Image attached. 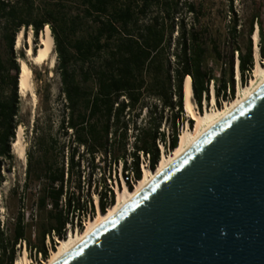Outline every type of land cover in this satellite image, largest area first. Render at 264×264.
Segmentation results:
<instances>
[{
  "label": "trees",
  "instance_id": "16d2710c",
  "mask_svg": "<svg viewBox=\"0 0 264 264\" xmlns=\"http://www.w3.org/2000/svg\"><path fill=\"white\" fill-rule=\"evenodd\" d=\"M233 1L229 0L228 25L221 36L200 24L202 6L190 0H128L123 4L117 0H53L42 5L35 0H0V34L8 45V62L14 70L8 95L0 97V181L1 160L15 159L11 143L21 125L20 64L13 50L17 32L23 29L26 35L31 29L37 43L45 25L61 18L67 2L81 7L72 19L73 27L81 18L92 22L87 35L68 41V46L55 28L50 29L65 100L66 115L60 124L64 134L70 131V135L67 145L49 137L48 147L36 165L27 155L23 182L11 189L19 207L5 222L0 219V264L15 263L19 241L25 242L31 260H37L39 254L47 259L50 252L46 240L55 249L54 237L66 238V225H73L76 213L90 207L95 214L92 199L82 201L79 189L86 178L89 186L94 172L101 169L95 162L97 156L107 167L99 173L97 183L93 181L102 213L115 203V190L108 182L121 185V180L113 177L119 162L122 176L131 170L138 181L142 177L138 152L142 151L149 154L148 169L155 170L162 156L158 142L167 153L178 145V124L183 120L193 123L184 119L183 87L187 78L191 79L192 102L199 111L210 100L211 80L217 104L234 98L235 61L241 82L255 67V23L259 56L264 57V21L256 11L248 24L244 23ZM187 14L193 16L191 22ZM222 39L230 48L225 61L220 49ZM18 55L25 59L22 50ZM210 60L219 64L216 73L209 67ZM42 99L46 102L47 96ZM163 123H168L169 133L162 129ZM130 137L132 150L128 152ZM46 138L38 134L35 144ZM83 160L91 169L87 177L81 169ZM72 184L77 191H72ZM126 184L130 190L134 187L128 181ZM62 196L65 209L59 207ZM29 202L33 207L27 213L23 206Z\"/></svg>",
  "mask_w": 264,
  "mask_h": 264
},
{
  "label": "water",
  "instance_id": "95a60500",
  "mask_svg": "<svg viewBox=\"0 0 264 264\" xmlns=\"http://www.w3.org/2000/svg\"><path fill=\"white\" fill-rule=\"evenodd\" d=\"M53 264H264V81Z\"/></svg>",
  "mask_w": 264,
  "mask_h": 264
},
{
  "label": "rangeland",
  "instance_id": "374dc122",
  "mask_svg": "<svg viewBox=\"0 0 264 264\" xmlns=\"http://www.w3.org/2000/svg\"><path fill=\"white\" fill-rule=\"evenodd\" d=\"M128 0H117L119 4H123ZM194 3L202 6L203 16L200 17V24L205 25L210 28L214 33H218L219 35H223L228 25V5L229 0H190ZM37 5H42V3H50L52 4L53 0H35ZM233 7L237 11L241 20L248 24L251 15L258 11L261 19L264 21V0H234ZM81 7L77 3L67 2L66 8L62 10V14L60 15L57 21H53L49 26L55 28L58 34L63 37V41L65 45L68 46V41H74L75 39L86 36L90 31V27L92 25L91 19L89 18H81L76 20V26L73 27L72 19L79 13ZM187 21L191 22L193 20V16L191 14H187ZM105 18V17H104ZM254 30L258 28L256 23L253 25ZM63 29V32L62 30ZM30 29H28L27 34ZM51 32V30H50ZM264 33V28H263ZM40 34L38 35L37 43L34 42L33 34H32V47L33 50L36 51L39 47V39ZM264 42V40H263ZM253 43V41H252ZM259 47V34L258 41ZM29 46V44L24 43L21 48L16 47V40L13 45L14 50V58L17 62L24 61L26 65L31 69V90L26 92L25 95H20L21 101L19 105V114L18 120L21 122V125L17 127L16 136L13 141L17 140V132L18 129L21 128V136L22 142L25 147V161L19 159L17 154L15 153V146L13 142L11 143V152L14 154L15 159L13 161H8L7 159L1 160V173L2 180L0 181V219L5 222L13 213H15L19 207L18 198L11 197V189L16 185H21L23 182V178L25 176V171L27 167V155L32 157L33 164L36 165L39 157L41 156L42 151L48 147V138L52 137L57 140L58 144H68V139L70 135V131L67 134H64L61 128V121L66 115L65 110V100L61 91V82L60 76L58 72V62L57 55L54 50L56 63L53 68L50 67V61L46 60L39 64L31 63L28 58L25 56V59L19 57L18 53L22 50L25 53L24 47ZM16 47V48H15ZM220 49L222 56L224 58L223 61L229 55L230 48L227 45L225 40H221ZM255 57V56H254ZM10 52L8 45L5 39L0 34V97H6L10 90L9 77L14 72V70L9 65ZM263 60L262 57L259 56V48H258V56L255 57L256 62H261ZM209 67L214 70L216 73L219 69V64L215 65L211 60L209 61ZM255 78L254 69L247 76L246 80L243 82L240 81L238 73L236 71V61L234 67V87H235V95L239 93V90L242 86H245L251 78ZM19 93V91H18ZM47 96V101L45 102L42 99V96ZM211 99V96H210ZM225 102L228 100H222L220 104L216 102L212 103V100L208 102H204L201 110L199 111L196 105L194 104V108L198 113H204L206 110H210L212 108H221L225 105ZM191 119L187 112H185L184 119ZM192 125L186 123V120H183L178 124L179 133L188 128H194L195 122L192 119ZM162 129L169 133L170 129L168 128V123H163ZM39 131V133H38ZM43 133L47 138L43 141L41 140L39 145L35 144L36 137L38 134ZM132 138L130 137V140ZM57 151V149H56ZM66 151V150H65ZM171 152V150H170ZM169 151L164 153L166 155L170 154ZM66 155V154H65ZM66 157V156H65ZM99 163L101 165V169L96 170L94 172L93 177H91V184L88 186L87 178L81 183V188L79 189L80 196L83 201H87L88 197H90L93 203H96L95 200V192L93 188V181L97 183L101 172H103V168L107 171V167L105 166L102 158L99 159ZM86 160L81 161V169L85 171V176L91 171V169H87ZM114 177V176H113ZM120 180L118 173L116 172L115 177ZM113 185V188L118 187V183L108 182ZM72 191H77V187L72 184ZM123 188L124 186H121ZM19 194L21 195V188H19ZM22 197V195H21ZM98 200V199H97ZM26 203V202H25ZM21 207V206H20ZM27 213L30 212L31 207H33L30 202L23 206ZM98 213V212H97ZM95 213L94 215H96ZM29 217V216H28ZM90 220V219H89ZM88 220V221H89ZM87 221V222H88ZM86 222V223H87ZM86 225V224H85ZM85 228V227H84ZM83 228V229H84ZM82 229V230H83ZM81 231V230H80ZM78 231V232H80ZM75 233L73 230L71 232ZM57 245V241H55ZM25 251L22 248H19L18 253L16 254V259L19 256H23ZM51 252V251H50ZM26 256L29 259V264H35V259L32 260L29 258V255L26 252ZM15 259V262H16ZM15 264V263H14ZM40 264V263H39Z\"/></svg>",
  "mask_w": 264,
  "mask_h": 264
},
{
  "label": "bare ground",
  "instance_id": "6f19581e",
  "mask_svg": "<svg viewBox=\"0 0 264 264\" xmlns=\"http://www.w3.org/2000/svg\"><path fill=\"white\" fill-rule=\"evenodd\" d=\"M253 52L254 56H258V29L252 33ZM24 43L29 46L24 47L25 56L33 64H39L46 60L50 61V67L53 68L56 63L54 54V39L50 32L49 26H45L41 31L39 39V47L36 51L32 47V31L28 32V35L24 34V30L21 29L16 35V47L21 48ZM15 47V48H16ZM255 78H251L250 81L242 86L239 93L221 108H212L206 110L204 113H198L194 108L192 102L193 90L191 85V79L187 78L183 87V105L184 111L188 116L194 120V128L183 130L179 134L178 145L172 149L169 155L163 154L158 162L155 170H150L147 167L142 169V177L139 179L134 187L130 190L124 185L115 188V203L107 208L102 213L98 211L90 220L86 223L85 228L77 233H72L65 239H58L56 248L51 250L50 255L43 261L42 264H53L57 259L63 256L71 248L79 244L87 235L91 234L97 227L105 223L108 219L113 217L120 209H122L145 185L152 181L159 173L166 169L170 164L177 160L200 136H202L209 128L214 126L217 122L222 120L232 109L238 106L244 99L251 95L264 81V57L261 62H256L254 67ZM31 69L26 65L24 61H20V73L18 76V91L19 94L25 95L26 92L31 90ZM215 102L214 96L212 103ZM16 148L15 153L19 159L25 161V147L22 142L21 128L17 132V140L13 141ZM96 203L98 204L97 196H95ZM15 264H29V259L24 252L23 256H19L16 259Z\"/></svg>",
  "mask_w": 264,
  "mask_h": 264
},
{
  "label": "built area",
  "instance_id": "2783aa9c",
  "mask_svg": "<svg viewBox=\"0 0 264 264\" xmlns=\"http://www.w3.org/2000/svg\"><path fill=\"white\" fill-rule=\"evenodd\" d=\"M45 26H48V25H45ZM210 93L213 94V80L210 81ZM227 93H228V91H227ZM132 140H133V138L130 140V143L127 145L128 152L130 150H132V146H131ZM158 146L161 150V155H163L164 150H163L162 145L159 142H158ZM169 152H170V150H169ZM138 156H139V164H140L141 171H142L143 167L148 168V166H149V154L144 153L142 151H139ZM99 159H100V156H97L95 162L100 165ZM87 169H89V168L87 167ZM118 175H119L120 180H121V185H123V186L126 185L127 181L130 182L133 186L137 182V180L135 179L134 174L131 170H127L125 172V176L124 177L122 176L121 163L120 162H119V167H118ZM82 201H83V199H82ZM94 205H95V210H96L95 213H97L98 211H100L99 206H98V204H95V203H94ZM59 207L65 209V197L64 196H62L61 199L59 200ZM93 216H94V214L92 213L90 207H87L86 209L82 210L79 214L76 213V215L74 216L73 225L71 223H67V225H66V229H67V236L66 237H68L71 234L72 230L75 233L80 231V227L78 224L79 222L83 226L82 227V229H83L85 227L86 222L90 218H92ZM54 240L57 241L58 240L57 237H54ZM46 244H47V247L49 248V252H50L52 249L49 246L48 240H46ZM16 247L18 249L22 248V250L25 251V242L19 241L18 244L16 245ZM43 261H44V259H42L41 255L39 254L37 257V260H35V264H39V263L42 264Z\"/></svg>",
  "mask_w": 264,
  "mask_h": 264
},
{
  "label": "clouds",
  "instance_id": "9594fccd",
  "mask_svg": "<svg viewBox=\"0 0 264 264\" xmlns=\"http://www.w3.org/2000/svg\"><path fill=\"white\" fill-rule=\"evenodd\" d=\"M213 96V94H211ZM127 185V184H126Z\"/></svg>",
  "mask_w": 264,
  "mask_h": 264
}]
</instances>
